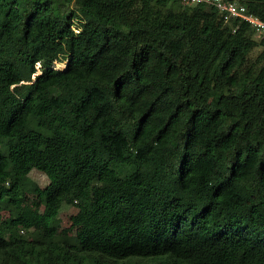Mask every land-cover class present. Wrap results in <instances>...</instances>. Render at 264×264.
<instances>
[{
	"label": "trees",
	"instance_id": "16d2710c",
	"mask_svg": "<svg viewBox=\"0 0 264 264\" xmlns=\"http://www.w3.org/2000/svg\"><path fill=\"white\" fill-rule=\"evenodd\" d=\"M177 3L0 0V264H264V33Z\"/></svg>",
	"mask_w": 264,
	"mask_h": 264
},
{
	"label": "rangeland",
	"instance_id": "374dc122",
	"mask_svg": "<svg viewBox=\"0 0 264 264\" xmlns=\"http://www.w3.org/2000/svg\"><path fill=\"white\" fill-rule=\"evenodd\" d=\"M177 5H189L183 2L178 1ZM73 28H77V25L74 23L73 24ZM263 34L262 33H253V36L255 39L259 40L261 38ZM261 50V46L258 45L256 46L252 51H251V57L254 58L256 57V55L259 53V51ZM65 62L63 61H55L54 62V67L55 68H59V69H64L65 68ZM30 175L32 178H34L35 180L38 181V183L40 185H45L47 179L45 177V175L38 171L33 169L30 172ZM25 201L27 203V205L38 215L42 216V215H47L44 211V207L43 204L41 202V199L35 195V194H31V193H27L25 195ZM77 211V208L75 206H64L61 208L60 212H59V223L56 226L53 227H43L40 225H36V227L42 231H46L49 233H55V234H67L70 235L72 233H74L76 230L79 229L78 225H75L73 223V217L75 215Z\"/></svg>",
	"mask_w": 264,
	"mask_h": 264
},
{
	"label": "built area",
	"instance_id": "2783aa9c",
	"mask_svg": "<svg viewBox=\"0 0 264 264\" xmlns=\"http://www.w3.org/2000/svg\"><path fill=\"white\" fill-rule=\"evenodd\" d=\"M180 2L193 5L200 2H205L212 4L221 12L225 11V17L228 16H239L243 19H246L251 22L254 33H264V22L259 20L257 17L248 14L246 12V7L235 1H226V0H178Z\"/></svg>",
	"mask_w": 264,
	"mask_h": 264
}]
</instances>
